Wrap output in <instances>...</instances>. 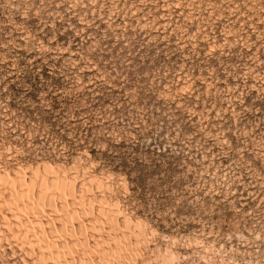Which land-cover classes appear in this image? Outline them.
Here are the masks:
<instances>
[{
    "label": "rangeland",
    "instance_id": "374dc122",
    "mask_svg": "<svg viewBox=\"0 0 264 264\" xmlns=\"http://www.w3.org/2000/svg\"><path fill=\"white\" fill-rule=\"evenodd\" d=\"M0 174V264H264V0H0Z\"/></svg>",
    "mask_w": 264,
    "mask_h": 264
},
{
    "label": "bare ground",
    "instance_id": "6f19581e",
    "mask_svg": "<svg viewBox=\"0 0 264 264\" xmlns=\"http://www.w3.org/2000/svg\"><path fill=\"white\" fill-rule=\"evenodd\" d=\"M46 167H47V165H46ZM44 169H47V168H44ZM51 169H52V168H51ZM15 170H16V169H15ZM35 170H37V169L35 168ZM35 170H33V172H31V173H35V172H34ZM21 171H22V173H23V170H21ZM21 171L19 170V171L16 172V174H17V178L20 177V179H21V177H22V176H21V174H22ZM31 171H32V170H31ZM51 172H52V171H51ZM53 172H54V171H53ZM36 173H38V172L36 171ZM46 173H47V172H46ZM3 174H4V173H3ZM3 174H2V175H3ZM5 174H6V172H5ZM38 174H39V173H38ZM23 175H24V174H23ZM0 176H1V174H0ZM7 176H8V174H6V177H5V178H7ZM34 176H35V175H34ZM23 177H24V176H23ZM23 177H22V178H23ZM8 178H9V176H8ZM0 179H1V178H0ZM2 180H3V179H2ZM1 185H2V184H1ZM100 186H101V184H100ZM70 189H72V188H69V191H70ZM72 190H73V189H72ZM72 190H71V192H73ZM63 192H64V191H63ZM61 195H62V194H61ZM63 195H64V194H63ZM41 196H42V195H41ZM43 197H44V196H43ZM0 198H1V197H0ZM40 199H41V198H40ZM43 199H44V198H43ZM61 199H62V198H61ZM2 200H3V199H2ZM40 201H41V200H40ZM108 214H109V213H108Z\"/></svg>",
    "mask_w": 264,
    "mask_h": 264
}]
</instances>
